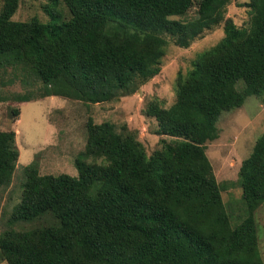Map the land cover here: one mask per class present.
I'll list each match as a JSON object with an SVG mask.
<instances>
[{
  "label": "trees",
  "instance_id": "obj_1",
  "mask_svg": "<svg viewBox=\"0 0 264 264\" xmlns=\"http://www.w3.org/2000/svg\"><path fill=\"white\" fill-rule=\"evenodd\" d=\"M229 0H46L47 20H14L18 0L0 5V71L39 81L16 102L49 95L100 103L155 75L168 39L187 47L222 22V37L196 54L175 78L173 102L149 99L159 147L146 154L126 126L85 121L75 175L22 167L21 192L0 229L6 264H263L255 209L264 202V119L235 184L239 206L225 210L205 143L224 111L252 95L264 103V0H247L248 19L224 16ZM68 12L64 18L58 8ZM195 6L192 17L187 11ZM18 77V76H16ZM14 115L17 109H12ZM18 150L13 130H0V187ZM41 223L27 228L18 223ZM21 226V225H17Z\"/></svg>",
  "mask_w": 264,
  "mask_h": 264
},
{
  "label": "rangeland",
  "instance_id": "obj_2",
  "mask_svg": "<svg viewBox=\"0 0 264 264\" xmlns=\"http://www.w3.org/2000/svg\"><path fill=\"white\" fill-rule=\"evenodd\" d=\"M46 0H18L14 20H27L32 16L47 20L43 10ZM247 0H229L224 16H229L236 26H244L248 19ZM2 0H0L1 5ZM63 17L68 12L61 4ZM195 6L186 13L192 17ZM223 35L222 22L204 30L187 47H178L169 39L159 59L158 72L144 80H137L130 92H122L115 98L100 103H83L79 100L49 95L36 100L16 102L9 96L24 90L35 91L39 81L29 78L31 84L19 80L21 71L6 67L0 71V130H13L18 150L14 170L7 185L0 187V229L4 220L18 201L21 192L22 167L34 162L39 174L67 173L75 175L72 164L75 154L83 148L85 121H108L116 129L126 126L141 142L146 154L159 147L161 138L155 133L153 117L143 113L144 104L151 98L159 99L164 107L173 102L175 78L192 67L197 53L214 45ZM18 76V77H16ZM12 109H17L14 115ZM264 119V103L249 95L238 108L222 112L216 121L217 136L205 143V154L212 167L216 182L222 185L220 192L225 210L232 217L239 206V187L235 184L240 161L251 151L256 137L261 133ZM257 248L264 264V202L254 211ZM18 223L27 228L41 223ZM0 264H6L0 260Z\"/></svg>",
  "mask_w": 264,
  "mask_h": 264
}]
</instances>
